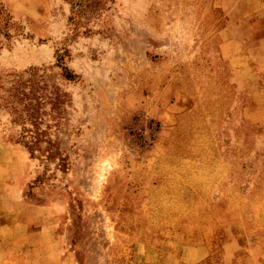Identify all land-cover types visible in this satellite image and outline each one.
I'll return each instance as SVG.
<instances>
[{
    "label": "rangeland",
    "instance_id": "1",
    "mask_svg": "<svg viewBox=\"0 0 264 264\" xmlns=\"http://www.w3.org/2000/svg\"><path fill=\"white\" fill-rule=\"evenodd\" d=\"M0 11V264H264V0ZM29 80L53 161L3 99Z\"/></svg>",
    "mask_w": 264,
    "mask_h": 264
},
{
    "label": "trees",
    "instance_id": "2",
    "mask_svg": "<svg viewBox=\"0 0 264 264\" xmlns=\"http://www.w3.org/2000/svg\"><path fill=\"white\" fill-rule=\"evenodd\" d=\"M72 1L76 2L80 5V7H83L85 6V2L89 0ZM0 13L2 15L3 11H0ZM35 75L36 74L33 71L30 72L31 78ZM66 75L70 79L74 77V74L69 72ZM17 76L15 78H17ZM28 82H31L29 86L30 89L28 91H23V89H20L13 84L11 88L7 89V94L3 97V99L6 104H9L8 108L12 109L11 111L14 114V119L21 122L20 124L22 128L18 133L17 142L23 144L28 149L32 157H37L41 155V153H44L48 161H53L55 154L59 151L58 146L53 140L49 139L46 140L47 146L43 149V137L46 132L39 130L38 123L42 120V115L44 114L43 109L47 107L46 104L51 105V111L53 112L54 119L60 116L58 114L62 113L60 109L62 104L65 103V95H63L56 88L50 90L47 82L43 81L42 85H39L38 81L29 80ZM27 87L28 86H24V88ZM29 124L35 129H32V127L29 128ZM57 125L59 124L57 123L56 126ZM60 160V165L64 168L67 167L68 162L64 158H61Z\"/></svg>",
    "mask_w": 264,
    "mask_h": 264
},
{
    "label": "crops",
    "instance_id": "3",
    "mask_svg": "<svg viewBox=\"0 0 264 264\" xmlns=\"http://www.w3.org/2000/svg\"><path fill=\"white\" fill-rule=\"evenodd\" d=\"M252 113L254 114V121H256L255 123L259 124V126H263L262 124H264V107L260 106V110L252 111ZM2 241L3 240L0 238V245H2ZM5 252L6 251L4 249H1L0 247V256L5 254Z\"/></svg>",
    "mask_w": 264,
    "mask_h": 264
}]
</instances>
